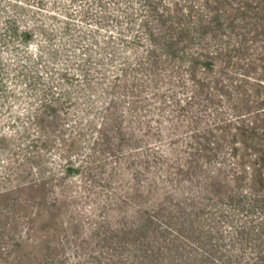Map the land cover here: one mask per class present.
<instances>
[{"label":"rangeland","instance_id":"obj_1","mask_svg":"<svg viewBox=\"0 0 264 264\" xmlns=\"http://www.w3.org/2000/svg\"><path fill=\"white\" fill-rule=\"evenodd\" d=\"M140 10L0 0V264H264L257 225L197 209L227 177L215 157L188 166L187 142L222 103L193 94L181 53L129 41L146 37ZM159 221L183 236L158 240Z\"/></svg>","mask_w":264,"mask_h":264},{"label":"trees","instance_id":"obj_2","mask_svg":"<svg viewBox=\"0 0 264 264\" xmlns=\"http://www.w3.org/2000/svg\"><path fill=\"white\" fill-rule=\"evenodd\" d=\"M140 1L143 4L140 13H144L141 26L146 37L140 40L134 34L129 41L148 43V52H155L162 46L164 58L180 59L181 53L183 67L189 70L186 76L195 84L193 94H203L209 84L206 95L222 103L214 126L207 128L209 130L203 128L200 136L194 140L190 137L192 141L187 142V146L193 144L190 146L192 152L187 155L188 166L196 162L208 164L215 157V171L227 177L226 187L222 184L223 190L221 184L214 183L210 191L202 192L207 196L204 199L192 196L198 211L212 210L220 220L244 218L245 226L257 225L254 234L258 240H263L264 0ZM146 17L154 19L153 22L148 23ZM155 23L158 25L153 28ZM198 68L201 75H198ZM215 131L218 134H214ZM163 155L169 153L163 152ZM184 196L187 198L189 193ZM157 210L158 215H162L165 209H155L153 214ZM144 212L147 228L156 216L149 215V209ZM169 215L172 219L174 213L169 212ZM174 224L182 227V224ZM163 225L160 221L157 225L155 238L158 240H164L173 230L178 237L183 236L182 232L167 224L161 227ZM232 229L230 226L226 234H231Z\"/></svg>","mask_w":264,"mask_h":264}]
</instances>
